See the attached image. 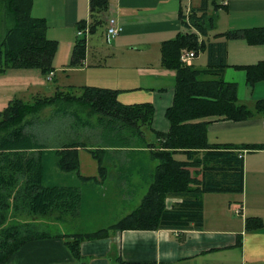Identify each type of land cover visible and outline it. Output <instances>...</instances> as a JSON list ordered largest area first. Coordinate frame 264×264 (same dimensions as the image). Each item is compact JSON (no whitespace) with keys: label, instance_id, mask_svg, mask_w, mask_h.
<instances>
[{"label":"crops","instance_id":"crops-1","mask_svg":"<svg viewBox=\"0 0 264 264\" xmlns=\"http://www.w3.org/2000/svg\"><path fill=\"white\" fill-rule=\"evenodd\" d=\"M108 1L105 21L113 18L122 28L121 33L110 41L106 39V47L103 45L105 30L100 38L90 36L81 66L69 67L71 49L77 39L74 30L79 21L88 18V0H33L31 15L34 18H43L49 23L62 18L55 27L50 24L51 29L46 33L60 34L58 38L47 36L58 43L49 81L56 80L62 70L71 76L82 73L79 84L73 82L71 76L60 77L52 94L56 89L79 87L118 91L117 101L122 105H152V129L167 133L169 122L165 114L173 103L176 71L162 66L161 45L179 35L195 34L204 48L193 51L196 57L190 66L201 70L211 64L219 65L210 61L209 52L211 48L215 50L214 47L223 48L225 66L219 79L235 84L238 103L251 110L257 102L264 101V78L253 86L246 80V67L264 62V44L226 36L236 31H256L261 39L260 34L264 36V0H210L212 5L209 0ZM193 11L196 17H204L205 36L199 34L191 19V27L186 23V17ZM184 52L187 51L181 54ZM201 56L204 59L196 65L195 61ZM257 72L264 76V71ZM40 74L35 69H11L0 74V111L9 101L21 99L25 92L40 96L44 86ZM263 119L262 112L243 121L204 119L210 121L206 126V139L209 144L235 147L264 145ZM124 136L130 141L138 138L136 134ZM92 137L95 145L77 148L78 175L59 171L53 155L44 162L46 185L80 189L79 214L66 215L65 223H60L63 220L59 219L56 232L22 246L9 264H118L116 258L127 264H264V149L240 151L243 156L241 194L207 193L202 196L200 229L110 230L105 237L82 240L76 259L66 244L73 236L108 228L130 213L117 215L109 223L98 224L85 232L76 230L71 219L80 217L82 190L89 192L106 187V190L117 191L121 197L130 191L148 190L158 164L152 158L154 149L136 148L133 144L111 147L103 143L107 138ZM145 139L155 143L149 130H145ZM88 149L101 150L98 157L104 167L102 172ZM176 158L181 160L183 156ZM179 202V199L168 198L165 205L170 209ZM248 221L251 222L248 224Z\"/></svg>","mask_w":264,"mask_h":264},{"label":"trees","instance_id":"trees-1","mask_svg":"<svg viewBox=\"0 0 264 264\" xmlns=\"http://www.w3.org/2000/svg\"><path fill=\"white\" fill-rule=\"evenodd\" d=\"M33 0H0L10 26L0 40V74L11 69L38 70L43 77L53 72V58L57 42L46 37L44 19L31 15ZM108 0H88V19L77 23V29L88 26L89 35L105 27ZM203 16L190 15L199 34L206 35ZM3 22V21H2ZM105 29H103L104 31ZM102 31V33H103ZM101 33V34H102ZM256 31H236L226 34L230 39H247L249 43L264 44V36L258 38ZM85 39H76L71 51L69 67H79L85 56ZM204 48L195 34L179 35L161 45V64L176 71V86L172 106L166 111L169 122L167 133L154 131L151 127L154 109L150 104L122 105L117 101L118 91L94 87L68 88L56 91L51 96H36L31 102L15 98L0 111V226L13 209L20 214L42 217L79 214L81 192L78 187L45 184L47 157L53 155L54 163L63 173L79 174L77 148H86L71 139L73 128L89 127L107 138L103 143L111 147L150 148L152 158L158 161L151 175L150 185L140 205L114 225L88 235L73 236L66 244L79 258L78 246L82 240L105 237L110 230H158L200 229L202 227V196L207 193L241 194L243 192V156L240 151L263 150L264 145L209 144L206 126L212 120L243 121L254 113H264V101L257 102L251 110L241 105L236 97V85L219 79L225 66L223 48H211L206 69L182 65L181 52L201 51ZM264 71V62L246 67L249 86L263 80L258 74ZM78 104L96 116V124L82 121L75 113H56L55 122L61 126L63 117L70 116L76 123L60 128L61 145L46 147L39 144L37 129L42 128L33 117L48 106ZM31 118V119H28ZM211 118L210 121L204 119ZM64 119H62L63 121ZM47 127L50 123H46ZM73 127V128H72ZM145 130L153 133L155 143H148ZM136 134L135 140L124 135ZM68 142H63L64 140ZM102 140V139H101ZM99 162V171L104 167L98 155L100 149H88ZM177 156H183L181 160ZM85 179V178H83ZM168 198L180 202L166 208ZM251 221H248V224ZM190 224H193L191 226ZM46 235L33 233L29 223L0 229V264H9L13 254L28 242ZM118 264H127L116 258Z\"/></svg>","mask_w":264,"mask_h":264},{"label":"rangeland","instance_id":"rangeland-1","mask_svg":"<svg viewBox=\"0 0 264 264\" xmlns=\"http://www.w3.org/2000/svg\"><path fill=\"white\" fill-rule=\"evenodd\" d=\"M209 3L211 1L209 0ZM212 5V3H211ZM58 14H59V8H58ZM43 19V18H41ZM61 17L54 19L53 23L47 22L45 19V23L47 26L46 33L50 31L51 25L52 24L54 27L56 26V22L61 21ZM88 19V18H87ZM3 21V22H2ZM10 26L8 24V21L6 20L5 13L3 9H0V40L2 39L3 35L6 32L7 27ZM49 28V29H48ZM105 27L101 28L98 30L96 34L89 35L87 36V44L89 43V37L92 36L91 38H98L101 36V33ZM78 32H80L77 28L74 30V36L78 39H85V35L81 34L78 35ZM55 31L51 32L46 35V37L49 35V37L57 36L60 37V34L57 33L55 35ZM100 38V37H99ZM112 40V39H110ZM109 40V41H110ZM103 45L106 47L108 46V42L106 41V37H104ZM57 50H58V43H57ZM56 50V52H57ZM72 50V49H71ZM61 51V50H60ZM55 52V54H56ZM204 58L201 56L200 60L195 61V64L197 65L198 63H201V61ZM41 75V74H40ZM42 76V75H41ZM67 76H71V74L68 75V73H65L63 70L58 74V77L56 80L49 81L48 78L51 76L47 75L46 77L42 76L43 79V92L40 93V97L42 96H51L53 90L55 89L56 86H58V83L60 82V77H63L64 79L67 78ZM73 77V82H76V84H79L78 82H81L82 78V73L80 74H75ZM57 81V83H56ZM67 89V88H66ZM34 96H30L26 92L22 94L21 99L26 101V102H31ZM63 105V104H62ZM61 115V112H67V114H73V112L82 120L85 122H88L92 125L96 124V116L91 115L86 108L78 106V104H69V105H63V106H48L41 110L39 113L35 114L32 119L35 120V122H38L39 124L43 125L45 124L42 128H38V138L41 136L40 139H38L39 144H44L47 148L52 147V146H57L60 144V142L63 140L62 137L64 134H61L60 128L64 126L65 128L67 126H71L76 121L71 118L70 116H65L61 120V126L59 123L55 122V119L59 120V118L54 117L57 115L56 113H59ZM28 118V119H31ZM49 122L50 126L46 129L47 125L46 123ZM75 126V124H74ZM73 128V127H72ZM73 132L75 134L69 135L68 137H71V139L78 140V143L83 144L85 146L91 147L95 145V140L92 136H98L97 130L94 131V129H91L89 127H79L75 126L73 129ZM69 140H64L63 142H68ZM61 145H58V147ZM53 159V158H49ZM48 159V163L50 160ZM51 164V162H50ZM47 165V163H46ZM51 166H53L51 164ZM49 168V167H48ZM83 192V199H82V208H81V214L78 219H71L73 221L72 225L76 230H80L81 232H85L90 228H93L94 226L98 224H107L113 218L117 215H122V214H127L129 212H132L135 210L143 196L146 194L147 189H138L133 192H129L128 194L124 195L123 197L119 196L120 194L117 193V191H111V190H106V187H100L96 191H86L85 189L82 190ZM58 215L54 214L51 216H46L42 217L39 215H32V216H27L25 214H20L19 212L13 210L12 208L9 209L7 212V219L3 225L0 226V229L3 228H8L13 225H22L24 223H29L31 226V229L33 230V233H38L39 235H50L51 233L53 234L56 232V228L58 227V224L60 223H65V219L67 216L61 217L63 221L60 223L58 222ZM60 219V220H61ZM64 228V224L60 225ZM69 227V226H68ZM71 229V226L69 227Z\"/></svg>","mask_w":264,"mask_h":264},{"label":"built area","instance_id":"built-area-1","mask_svg":"<svg viewBox=\"0 0 264 264\" xmlns=\"http://www.w3.org/2000/svg\"><path fill=\"white\" fill-rule=\"evenodd\" d=\"M186 23L191 27V21L189 16L186 17ZM78 35L84 34L85 40L87 39V36L89 34L88 32V26L85 27L83 30H79ZM122 31V28L116 23V21L113 18H109L106 21V30H105V36L107 40L113 39L114 37L118 36ZM196 57V53L192 51H187L181 54L180 56V62L183 65L189 66L191 65L192 60ZM51 76V74H50ZM49 79V78H48ZM263 127H264V119H263Z\"/></svg>","mask_w":264,"mask_h":264}]
</instances>
